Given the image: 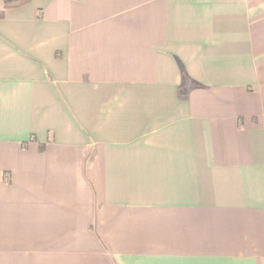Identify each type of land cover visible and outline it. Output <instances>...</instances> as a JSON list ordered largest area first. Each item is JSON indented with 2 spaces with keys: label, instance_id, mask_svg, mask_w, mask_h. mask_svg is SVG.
Here are the masks:
<instances>
[{
  "label": "crops",
  "instance_id": "obj_1",
  "mask_svg": "<svg viewBox=\"0 0 264 264\" xmlns=\"http://www.w3.org/2000/svg\"><path fill=\"white\" fill-rule=\"evenodd\" d=\"M0 264H264V0L6 10Z\"/></svg>",
  "mask_w": 264,
  "mask_h": 264
},
{
  "label": "trees",
  "instance_id": "obj_2",
  "mask_svg": "<svg viewBox=\"0 0 264 264\" xmlns=\"http://www.w3.org/2000/svg\"><path fill=\"white\" fill-rule=\"evenodd\" d=\"M29 2L30 0H0V19L6 10L22 7Z\"/></svg>",
  "mask_w": 264,
  "mask_h": 264
}]
</instances>
